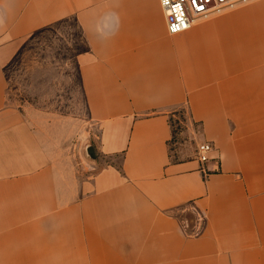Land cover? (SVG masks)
Masks as SVG:
<instances>
[{
	"label": "crops",
	"instance_id": "0c3cea01",
	"mask_svg": "<svg viewBox=\"0 0 264 264\" xmlns=\"http://www.w3.org/2000/svg\"><path fill=\"white\" fill-rule=\"evenodd\" d=\"M48 30L56 90L67 48L110 160L83 182L49 150L56 118L8 98L7 69ZM175 111L206 161L171 157ZM0 264H264V0L177 34L159 0H0Z\"/></svg>",
	"mask_w": 264,
	"mask_h": 264
},
{
	"label": "rangeland",
	"instance_id": "374dc122",
	"mask_svg": "<svg viewBox=\"0 0 264 264\" xmlns=\"http://www.w3.org/2000/svg\"><path fill=\"white\" fill-rule=\"evenodd\" d=\"M70 48H72V41ZM56 50L54 32L44 31L29 38L14 63L7 69L8 98L10 103L21 110L24 105L42 109L56 118L49 123V150L56 161L62 165L65 177L78 179L80 182L88 180L106 162L110 160L97 150L99 135L98 125L88 116L81 98L73 97V84L77 81L71 71V51H63L68 72L64 73V88L56 90ZM61 56H58V61ZM43 65L42 71L39 65ZM34 67L35 70L29 72ZM66 69V68H65ZM76 91V89H74ZM80 100V103H77ZM173 136L170 141V154L173 159L193 155L196 145L185 132L188 117L182 112H172L170 115ZM91 148L93 156L88 152ZM182 220L189 223L194 221V214L190 211L177 212Z\"/></svg>",
	"mask_w": 264,
	"mask_h": 264
},
{
	"label": "built area",
	"instance_id": "2783aa9c",
	"mask_svg": "<svg viewBox=\"0 0 264 264\" xmlns=\"http://www.w3.org/2000/svg\"><path fill=\"white\" fill-rule=\"evenodd\" d=\"M249 0H159L165 17L167 32L177 34L187 30L196 20L231 8ZM212 146L201 142L196 146L197 158L204 162Z\"/></svg>",
	"mask_w": 264,
	"mask_h": 264
},
{
	"label": "water",
	"instance_id": "95a60500",
	"mask_svg": "<svg viewBox=\"0 0 264 264\" xmlns=\"http://www.w3.org/2000/svg\"><path fill=\"white\" fill-rule=\"evenodd\" d=\"M88 152H89V154H90L91 156H93V152H92V149H91V148L88 149Z\"/></svg>",
	"mask_w": 264,
	"mask_h": 264
},
{
	"label": "trees",
	"instance_id": "16d2710c",
	"mask_svg": "<svg viewBox=\"0 0 264 264\" xmlns=\"http://www.w3.org/2000/svg\"><path fill=\"white\" fill-rule=\"evenodd\" d=\"M170 120V124H171V126H172V123H171V119H169ZM172 133H173V129H172ZM173 136V135H172Z\"/></svg>",
	"mask_w": 264,
	"mask_h": 264
}]
</instances>
